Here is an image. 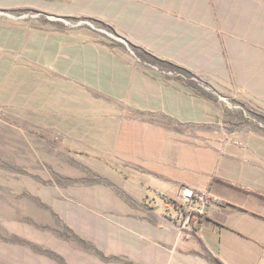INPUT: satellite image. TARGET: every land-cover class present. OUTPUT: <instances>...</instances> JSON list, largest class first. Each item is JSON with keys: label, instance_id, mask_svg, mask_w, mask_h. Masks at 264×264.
I'll list each match as a JSON object with an SVG mask.
<instances>
[{"label": "rangeland", "instance_id": "374dc122", "mask_svg": "<svg viewBox=\"0 0 264 264\" xmlns=\"http://www.w3.org/2000/svg\"><path fill=\"white\" fill-rule=\"evenodd\" d=\"M224 143L264 145V0H0V264H221L170 197Z\"/></svg>", "mask_w": 264, "mask_h": 264}, {"label": "crops", "instance_id": "0c3cea01", "mask_svg": "<svg viewBox=\"0 0 264 264\" xmlns=\"http://www.w3.org/2000/svg\"><path fill=\"white\" fill-rule=\"evenodd\" d=\"M200 161L181 181L206 195L203 213L190 221L200 243L221 264H264V145L224 143ZM170 198L181 201V191Z\"/></svg>", "mask_w": 264, "mask_h": 264}, {"label": "built area", "instance_id": "2783aa9c", "mask_svg": "<svg viewBox=\"0 0 264 264\" xmlns=\"http://www.w3.org/2000/svg\"><path fill=\"white\" fill-rule=\"evenodd\" d=\"M181 202L188 205L198 213H203V208L206 204V195L195 191L192 187H183L181 190Z\"/></svg>", "mask_w": 264, "mask_h": 264}, {"label": "trees", "instance_id": "16d2710c", "mask_svg": "<svg viewBox=\"0 0 264 264\" xmlns=\"http://www.w3.org/2000/svg\"><path fill=\"white\" fill-rule=\"evenodd\" d=\"M164 199L166 200L167 203H169V204H171V205H172V204H173V205H176V203H175L174 201H172L171 199H169V198H167V197H165Z\"/></svg>", "mask_w": 264, "mask_h": 264}]
</instances>
